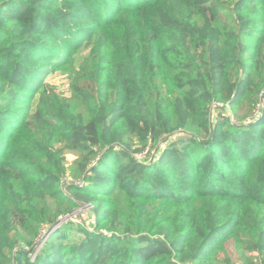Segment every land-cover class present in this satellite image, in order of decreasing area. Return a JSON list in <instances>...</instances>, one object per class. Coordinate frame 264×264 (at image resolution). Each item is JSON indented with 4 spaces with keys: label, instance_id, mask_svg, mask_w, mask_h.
<instances>
[{
    "label": "trees",
    "instance_id": "obj_1",
    "mask_svg": "<svg viewBox=\"0 0 264 264\" xmlns=\"http://www.w3.org/2000/svg\"><path fill=\"white\" fill-rule=\"evenodd\" d=\"M263 89L264 0H0V264H264Z\"/></svg>",
    "mask_w": 264,
    "mask_h": 264
},
{
    "label": "rangeland",
    "instance_id": "obj_2",
    "mask_svg": "<svg viewBox=\"0 0 264 264\" xmlns=\"http://www.w3.org/2000/svg\"><path fill=\"white\" fill-rule=\"evenodd\" d=\"M86 54L84 51L82 53H80L78 56H77V62L83 57V55ZM47 80L50 82V83H53L55 84L59 90H61L62 92H65V93H69V76L68 74H65L63 72H60V71H57V72H54L52 74H50L48 77H47ZM264 108V106L262 107V109ZM262 109H260L258 111V116H260L261 112H262ZM219 111H222V112H225L228 116L231 117V112L228 110V109H225L223 105H220V106H217V105H213L212 106V115L213 114H217ZM179 133H177L176 135H178ZM174 135V134H173ZM173 135H169L167 137H165L162 142L160 143V147H164L165 145H167V143L173 139ZM159 146H157V148H155L152 152V158H155L157 157L158 155V151H159ZM144 154V153H143ZM147 155V154H146ZM74 158V155H69V159L72 160ZM70 184V180L69 179H65L63 180L61 186L63 188L64 191L68 192V185ZM76 220H80L81 222H83L87 227H90V223L91 221L94 220V214L92 212V209L89 207V208H82L80 210L77 211L76 215L73 216ZM63 222V221H62ZM46 233V232H45ZM42 239V238H41ZM42 241V240H41ZM40 242V241H38ZM41 245H42V242H40L39 244H36L35 245V248H36V251L38 252V250L41 248Z\"/></svg>",
    "mask_w": 264,
    "mask_h": 264
},
{
    "label": "built area",
    "instance_id": "obj_3",
    "mask_svg": "<svg viewBox=\"0 0 264 264\" xmlns=\"http://www.w3.org/2000/svg\"><path fill=\"white\" fill-rule=\"evenodd\" d=\"M264 106V89L262 90V93H261V96H260V109H262V107ZM259 109V110H260ZM261 111V110H260ZM144 153V154H143ZM146 154H147V152L146 151H144V152H142V153H140V154H138V157L139 158H142V157H145L146 156ZM70 183H71V181H70ZM46 232V233H45ZM47 232H48V230H44V232H43V235H42V239H40V242H43L44 241V239H45V237H46V235H47ZM42 240V241H41ZM37 244H39V243H37ZM37 252V251H36Z\"/></svg>",
    "mask_w": 264,
    "mask_h": 264
},
{
    "label": "water",
    "instance_id": "obj_4",
    "mask_svg": "<svg viewBox=\"0 0 264 264\" xmlns=\"http://www.w3.org/2000/svg\"><path fill=\"white\" fill-rule=\"evenodd\" d=\"M76 213H77V212H74V213L68 215V216H67L66 218H64V219L72 218L73 216L76 215ZM64 219H63V220H64ZM63 220H61L60 222H62Z\"/></svg>",
    "mask_w": 264,
    "mask_h": 264
}]
</instances>
